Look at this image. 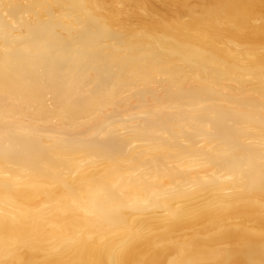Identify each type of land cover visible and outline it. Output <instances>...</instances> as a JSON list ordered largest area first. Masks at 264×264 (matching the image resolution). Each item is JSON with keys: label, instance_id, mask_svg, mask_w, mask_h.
I'll list each match as a JSON object with an SVG mask.
<instances>
[{"label": "bare ground", "instance_id": "1", "mask_svg": "<svg viewBox=\"0 0 264 264\" xmlns=\"http://www.w3.org/2000/svg\"><path fill=\"white\" fill-rule=\"evenodd\" d=\"M0 264H264V0H0Z\"/></svg>", "mask_w": 264, "mask_h": 264}]
</instances>
